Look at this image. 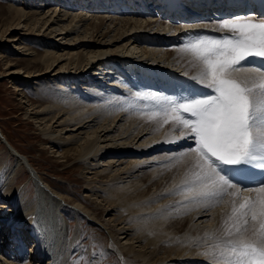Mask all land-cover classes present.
I'll use <instances>...</instances> for the list:
<instances>
[{
  "label": "bare ground",
  "instance_id": "6f19581e",
  "mask_svg": "<svg viewBox=\"0 0 264 264\" xmlns=\"http://www.w3.org/2000/svg\"><path fill=\"white\" fill-rule=\"evenodd\" d=\"M45 1L50 3L49 0H42L43 3L38 5L40 7L45 5ZM66 1L62 0V2ZM122 1L114 0L111 3L116 6ZM141 1L152 2L151 0ZM73 2L75 6L79 4L91 10L103 9L104 5L112 7L110 0H85L83 4L80 0ZM135 2L136 0L130 3L135 4ZM11 9L12 19L0 29V40L13 44L17 50L28 51L27 55L34 53V50L22 46L23 35H35L38 25L40 28L36 35H40L41 28L49 31V34L42 33L45 36L39 39L48 44L52 43L48 37L54 36L58 29L60 33L57 36L62 35L61 39L70 34L64 32V27L57 28L64 20L62 17L54 20L48 16L40 20L38 16L35 17V13L32 15L23 8ZM78 18V22H82L85 17L82 19L78 16ZM139 19L134 22L131 21L132 18L125 20V27L129 25L126 31L131 30V33L126 36H124L125 31L120 30H117V36H110L108 31L103 33L99 29L103 23L96 25V29L89 37L100 42L82 44L81 46L87 50L86 54L82 53L77 61L69 62L68 65L67 62L60 65L64 54L48 48L45 55L36 56L30 60L26 70H15L16 63L6 60L7 56L0 53V58L5 60L7 66L6 75L21 74V80L28 81L34 78L35 83L40 82L38 80H45L50 81L51 84L56 82L59 88L62 87L64 91L57 94L52 102L46 103L45 99L40 98L35 101L29 96H23V98L26 97L25 102L28 108L26 114L28 118L34 119L42 126L41 140L59 152L64 161L74 160L75 163L82 161L86 162L87 168L92 164L94 168L98 167L94 175L101 178L89 179L88 191L90 195L101 198L100 206L102 205L101 209L89 208L87 206L92 204H86V206L81 198L73 199L65 196L64 189L50 182L43 177L44 175L41 176L28 155L13 145L0 128V139L9 144L10 151L7 152L12 162L17 165L16 169L4 168L2 162L4 156L0 153V252L3 257L6 256L2 264H75L72 261V252L77 247L74 243L76 239L71 240L70 233L66 235L64 228L66 215L70 211L77 216L84 214L93 225L104 227L111 238L108 243L110 253L111 251L116 253L124 264H223V261L214 256V253H219L222 250V242L231 238L225 236L224 222L231 215L233 197L224 196L222 201L206 209L203 205L190 202L185 194L179 193L178 186L195 170L193 167L195 154L189 153L188 149L174 156L165 153L155 155L157 153L155 152L151 158H144L152 150L164 151L169 147H180L186 142L194 141L191 138H181L180 130H174L171 122L164 124L159 118L150 120L147 113L154 111V101L141 100L135 96L136 92H141L156 95L157 98L164 97L157 95L154 88L166 87L164 83L161 85V82L168 76L173 77L176 74L157 64V59H162L166 52L150 48L143 50L142 46L137 44L157 45L158 42H166L170 38L179 40L178 44L170 50V64L175 71L184 75L187 73L188 77L179 84H174L175 89L167 92L172 93V97L176 98L192 95L194 90L202 85L191 79L199 69L193 67L195 61L184 49V45L191 42L184 31L188 26H172L171 33L168 32L169 35L158 32L136 33L135 28H141L143 25L152 30L156 28L152 19ZM208 25L217 26L214 23ZM15 29L24 30L27 33L16 32ZM106 37L110 40L116 38V41L125 40L126 54L120 56L106 53L104 46H101L106 45L107 41H102ZM138 48L147 54L149 51L151 54L149 61L133 56L140 51ZM70 66L71 68L64 72ZM96 66L98 68H93ZM114 69H117L116 73L119 76L122 75L123 82L121 81L120 84L125 88L120 87L119 84V87L116 86L117 82L114 81V84L109 85H113L115 92L112 90L109 93L100 83L104 78L113 76L110 73H113ZM152 69L158 71L157 74H153ZM92 70L95 71L92 72ZM236 75L252 76L255 73L249 71L236 73ZM131 82H134L135 86ZM91 83H97L93 85V89H89V86L83 87V84ZM16 88L24 90L20 87ZM106 93L109 95L104 98ZM122 93L127 97L126 100ZM116 95H118L117 99L113 100ZM120 98H123L122 107ZM130 99L133 104H129ZM140 140L139 145H136ZM181 153H187V155L181 157ZM127 156H133L128 162L130 166L128 164L125 167L118 166L124 163L120 162L124 160H120V157ZM138 156H144V159L138 160ZM176 157L178 161L174 162ZM118 161L120 164L117 165ZM158 161L167 163L161 166V162ZM147 167H153V170L151 172L143 170ZM109 168V172L105 173ZM168 169L171 171L168 172ZM140 170L142 173L137 175L136 172ZM27 173L37 187L36 198L29 197L28 191L20 192L16 187L22 176ZM172 195L173 197H170ZM256 195L255 192H240V196L243 197ZM11 208L15 209V214L7 219L2 211L9 212ZM98 211L109 215L108 220L101 221ZM251 231L250 222L246 235L250 237ZM10 244H12L11 247ZM19 253H21L20 256ZM38 256L42 259H36Z\"/></svg>",
  "mask_w": 264,
  "mask_h": 264
},
{
  "label": "snow or ice",
  "instance_id": "6c2138e0",
  "mask_svg": "<svg viewBox=\"0 0 264 264\" xmlns=\"http://www.w3.org/2000/svg\"><path fill=\"white\" fill-rule=\"evenodd\" d=\"M216 23L219 37L196 35L184 45L199 69L191 79L209 91L179 98L135 96L154 101L150 120L171 122L181 138L194 141L188 152L195 154V170L178 186L179 193L206 209L233 197L224 222L231 238L214 256L223 264H264V181L247 188L240 179L253 169L264 171V63L247 67L257 58L264 62V18L235 16ZM249 71L255 75H236ZM242 190L257 195L240 197Z\"/></svg>",
  "mask_w": 264,
  "mask_h": 264
},
{
  "label": "rangeland",
  "instance_id": "374dc122",
  "mask_svg": "<svg viewBox=\"0 0 264 264\" xmlns=\"http://www.w3.org/2000/svg\"><path fill=\"white\" fill-rule=\"evenodd\" d=\"M73 1L75 0H68L66 2H62V0L60 1L49 0L50 3H46L45 1V5H42L40 7V5L38 4L43 3L42 0H0V29L4 27L5 23H8L11 21L12 14H13L11 8L18 7V8H23L26 12H30V14L32 15L35 13L36 15L35 17L38 16L40 20L45 19V17H48V16H50L54 20L57 17L60 19L62 17V19L64 20L63 22H60V26L57 28L64 27V32L70 33L66 38L61 39V37H63L62 35L57 36L58 33H60L58 29L57 32L54 34V36L48 37V39L52 41L51 44H48V43H45V41L43 40L40 41L39 39L45 36V35H42V33L49 34V31L47 32L45 28H41L40 35L39 36L36 35L38 34L39 32L38 29L40 28V26L38 25L34 33L35 35L33 34L23 35L24 40H23L22 46H27L28 48H31L34 50V53L30 55H27L29 53L28 51H25L24 49L17 50L15 49V46L13 44L0 40V53L7 56L5 58L6 60H10L12 61V63H16V66L14 68L15 70H19V69L23 71L26 70V67L29 66L28 64L30 60H32L36 56L40 57V56L45 55L48 48H51V50H54V52L58 51L59 54H64L65 56L60 62V65L66 62L68 65L69 62L77 61L79 59V56L82 53L86 54L87 50H85V48L81 46L82 44L100 42V40H97L93 37H89L93 33L92 31L96 29L95 28L96 25H100L101 23H103L99 29H101L103 33H106L108 31L110 33L109 34L110 36H117L116 34L118 33L119 30L121 32L125 31L124 36H126L128 33H131V30L126 31L129 29V25H126L125 27V20L127 18L128 19L132 18L131 21L134 22L136 21V19H139V17L137 18L134 16L119 15V14L112 13L110 11H100V9L91 10L89 8L81 7L79 6V4L75 6V4H73L74 3ZM80 1L81 3L85 2V0H80ZM24 2H27V4H22ZM73 16H76V17L73 18ZM78 16H81L82 19L84 17L85 18L83 19L82 22H78L79 20ZM143 19L145 20L152 19L151 21L154 22L153 25H155L156 28H153L152 30L151 28H145V25H143L141 28H135L137 29L136 33L153 34L154 32H158V33H162V34L165 33L169 35L173 27L180 26L179 23L172 25L171 23H169L170 19L168 20L169 21L168 22L167 19L161 18L160 16L145 17L142 19L140 17L139 20H143ZM140 22L141 21H139V23ZM124 27L125 29L122 30V28ZM107 29H109L110 31ZM15 31L20 32L24 30L15 29ZM108 39L109 38L107 37L104 38L102 41L104 40L107 41L105 43L106 45H101V46H104V51L106 53L117 54L120 56L123 54H126L127 47L124 46L125 40L122 39L121 41L119 40L116 41L115 40L116 38L112 40L110 39L108 40ZM137 45L140 47L142 46L143 50L145 48L147 49L150 48L151 50L161 49L159 51L163 50L164 52H166V54L163 55L162 59L156 58L158 60L157 64L162 65V68L166 67L165 69H168V70L170 69L171 72L175 71L174 68L171 67L172 65L170 64L171 63L170 62L171 61L170 50L173 47L170 48V47H164L163 45L161 46L148 45L146 43L137 44ZM139 49L140 51H138V53L133 56H135L136 58L140 57V58H143V60L149 61V59L151 58V54H149V51L147 54V53H144L145 51H142L141 48H138V50ZM31 51L32 50H30V52ZM150 52L152 53V51ZM157 54L158 52L156 53V55ZM159 60L161 61L159 62ZM98 67L96 66L93 68H98ZM6 68L7 66L5 65V60L0 58V128L5 134V136L19 150H21L26 155H28V157L31 159L32 163L34 164L38 172L41 174V176L44 175L43 177H46L50 182L58 186H61L64 189L65 196L71 197L73 199L81 198L82 200H84L85 205L92 204L89 206L86 205L87 207L89 208L94 207V208L101 209L100 208L102 206V205L100 206L101 198H97L96 195H90V191H88L89 190L88 186H90L89 179L99 180L101 178V176L98 177L96 176V174L94 175L95 170L98 167L95 166L94 168L92 164L91 166L92 169H90L91 168L90 165L87 168L86 162L80 161L79 163H75L74 160H70L69 162L64 161V159L60 157L59 152H56L53 148L50 147L49 144H46L45 142L41 140L40 136L42 135L41 134L42 126H40L39 123H37L34 119L28 118V115L26 114L28 108H27V104L25 100L27 96L31 97L35 101L36 99L40 98V99H45L46 103L47 101L52 102L55 100V97L57 94L64 91L61 89L62 87L59 88L58 87L59 85L56 82L52 83L54 84L53 86L51 83H49L50 81H45V80H38L40 82L35 83L34 81L36 79L34 78H30V80L28 81L21 80V74L14 75V76L6 75L5 74V71L7 70ZM69 68H71V66L68 67V69L64 72H67ZM114 70H112V72L115 74L110 73L113 76H110L109 78L108 77L104 78V80L100 83L104 85L103 87L106 88V90L109 93L113 90V85L111 86L109 84L111 83L114 84V81L117 82L116 86H118L119 84V86L122 87V84H120L121 81L123 82L122 75L119 76V74L116 73L117 69H114ZM94 71L95 70H92V72ZM177 72L181 74V72L179 71ZM113 78L115 80L112 81ZM118 80L120 82H118ZM94 84H97V83H94ZM94 84L93 83H91L90 85L83 84V87L89 86L88 87L89 89H93ZM131 84H134V83L132 82ZM60 86L62 85L60 84ZM16 87H20L21 89H24L23 90L24 92L21 90H17ZM122 88H125V87H122ZM63 89L65 88L63 87ZM128 89H130L131 91L133 90L132 88H128ZM86 90L87 89H85V91ZM103 91L105 93V89ZM113 92L115 91L113 90ZM108 95L109 94H107L106 97L104 98H107ZM123 95H124L123 96L124 100H126L127 97H125V94ZM23 96H26V97L23 98ZM117 97L118 95L113 97L114 98L113 100L117 99ZM123 98H120V100H122L120 101L121 107L123 105ZM131 99L129 100V104L131 103L133 104V101ZM37 104L40 105L41 103H37ZM140 142L141 140L136 145H139ZM188 148H189L188 146L182 145L180 147H175V148L169 147L168 148L169 150L167 149L164 151L161 149H158V151L152 150L149 153H147L148 156H145V157L138 156L137 159L143 160L146 157L151 158L152 154H154L155 152H157L155 153V155L165 153L166 155L170 154L174 156V154H179L180 151L182 150H184L185 152V149H188ZM7 151H10L9 144L6 143L5 140L0 139V153L3 154L4 156L2 158L3 167L8 170L12 168L16 169L17 165L14 162H12V160L10 159L11 156L9 152ZM132 157L133 156L131 157L127 156L125 158L120 157L121 158L120 160L122 159L124 160L122 161L119 160V161L124 162V163L122 165H118V163L120 164V162L118 161L116 164L118 166L125 167L126 164H128V162L132 160ZM157 158H160V157H157ZM163 160H165V158ZM177 161H178V157H176L174 162H177ZM158 162H161V161H158ZM104 163L106 164L107 162H104ZM166 163H167L166 161H162L160 165L163 166ZM109 170L110 168L107 171H105V173L109 172ZM143 170H145L146 172H149V171L151 172L153 170V167L143 168ZM167 171L170 172L171 169H168ZM139 173L140 174L142 173L141 170L139 172H136L137 175ZM27 174L22 176V179L20 180L19 183L16 184V187L19 189L20 192H22L23 190L28 191L27 194L29 195V197L33 196L36 198L38 194L36 190L37 187L34 181L30 179L29 174L28 175ZM170 197H173V195ZM240 197H243V196H240ZM186 202H183V203L186 204ZM14 210L13 208H11V210L9 209V212L7 211H2V212L7 216V219H8V218H12V216L15 214ZM98 214H99L98 217L101 221L108 220L109 218V215H106V213L101 214L98 211ZM64 228L66 229L65 231L66 235L67 233H70L69 237L71 240L74 238L76 239L74 243L76 244L77 247L72 252L73 263L75 262V264H124L123 260L120 259V257L116 253H114L113 251H111L110 253V249H108V243L111 240L108 234V231L100 225L98 226L93 225L90 222L89 218L85 216L84 214H82L81 216L79 215L77 216V214L74 213L73 211L68 212V214L66 215V220L64 222ZM10 240H13V238H11ZM12 244H10V247ZM2 250L4 249L2 248ZM14 250L15 249H13V251ZM1 253L2 252H0V264L3 263L2 260L4 257H6V256L3 257L2 256L3 254ZM40 258L42 259L41 256H38V258L36 259H40Z\"/></svg>",
  "mask_w": 264,
  "mask_h": 264
}]
</instances>
